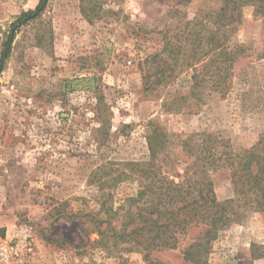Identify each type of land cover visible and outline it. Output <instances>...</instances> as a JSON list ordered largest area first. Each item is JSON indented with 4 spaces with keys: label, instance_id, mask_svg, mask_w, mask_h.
Listing matches in <instances>:
<instances>
[{
    "label": "rangeland",
    "instance_id": "1",
    "mask_svg": "<svg viewBox=\"0 0 264 264\" xmlns=\"http://www.w3.org/2000/svg\"><path fill=\"white\" fill-rule=\"evenodd\" d=\"M38 2L0 0V52L10 25ZM99 2L90 21L81 0H50L16 32L0 76V253L20 249L22 230L31 229L29 250L13 264H147L140 252L98 245L89 214L103 211L105 199L115 210L135 196L136 180H110L122 164L148 159L152 121L174 136L164 169L175 181L188 160L178 146L187 136L211 133L234 154L264 144V35L252 6L228 32L229 48L243 50L218 90L220 34L201 24L222 0ZM159 58L165 79L145 90L143 76ZM229 175L211 173L219 202L233 196ZM152 258L192 264L180 250ZM206 264H264V217L251 213L220 231Z\"/></svg>",
    "mask_w": 264,
    "mask_h": 264
},
{
    "label": "trees",
    "instance_id": "2",
    "mask_svg": "<svg viewBox=\"0 0 264 264\" xmlns=\"http://www.w3.org/2000/svg\"><path fill=\"white\" fill-rule=\"evenodd\" d=\"M49 1L39 0L33 10L21 14L10 25L0 52V76L9 59L16 32L40 17ZM101 6L99 0H81L80 10L92 21L97 18ZM244 6H252L254 15L262 19L264 35V0H222L216 12L204 15L202 30L220 34L214 43L217 50L214 74L218 79L214 89H224L225 78L231 76V69L242 54L243 49L229 48L227 35L240 24ZM208 37L203 40L210 46L213 41ZM177 49L180 51L181 47ZM158 57L155 55L152 59ZM165 62V58H159V65L148 67L150 72L143 76L145 90L163 82L168 70ZM205 68L208 70L209 66ZM193 78L196 88L200 82ZM148 126L145 137L148 159L122 164V171L110 180L112 186L121 181L136 180L139 185L135 196L126 198L124 205L115 210L105 199L100 205L103 211L89 214L92 229L99 236L97 244L104 248L122 246L126 251L140 252L147 264H165L154 260L152 254L173 250H180L183 259L189 263L206 264L211 243L220 231L241 223L251 213L264 217V144L258 142L250 149L234 154L227 143L211 133L187 136L178 142L188 160L181 178L175 181L164 169L172 166L169 158L174 136L154 121ZM196 137L198 140L194 139ZM220 168L229 171L233 191V196L223 202L217 200L211 179V173Z\"/></svg>",
    "mask_w": 264,
    "mask_h": 264
},
{
    "label": "built area",
    "instance_id": "3",
    "mask_svg": "<svg viewBox=\"0 0 264 264\" xmlns=\"http://www.w3.org/2000/svg\"><path fill=\"white\" fill-rule=\"evenodd\" d=\"M22 231H23V235L21 239L20 249H18L17 247H12V246L3 249V251L0 253V261L7 263V264H13V261H15V258L18 257L21 252L29 250L30 243L28 241V238H29V233L31 232V229L28 227H25Z\"/></svg>",
    "mask_w": 264,
    "mask_h": 264
}]
</instances>
